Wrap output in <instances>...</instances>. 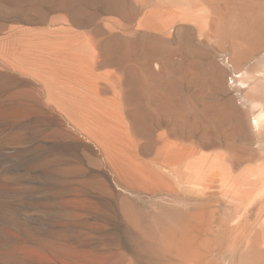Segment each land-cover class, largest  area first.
<instances>
[{"label":"rangeland","instance_id":"1","mask_svg":"<svg viewBox=\"0 0 264 264\" xmlns=\"http://www.w3.org/2000/svg\"><path fill=\"white\" fill-rule=\"evenodd\" d=\"M159 2L0 0V264H264V111L224 131L225 42L156 31Z\"/></svg>","mask_w":264,"mask_h":264},{"label":"bare ground","instance_id":"2","mask_svg":"<svg viewBox=\"0 0 264 264\" xmlns=\"http://www.w3.org/2000/svg\"><path fill=\"white\" fill-rule=\"evenodd\" d=\"M205 1H206V9H198V7L192 6L191 4L187 3L186 0H160V2H159L160 6H157V9H159L158 11L164 12V11H161V9L167 10V11H170L171 14L169 15V18L167 19L168 20L167 22H166V20L165 21L163 20L164 22H166L165 23L166 25L162 24V28L160 30H159V28L156 27L157 28L156 31H161L162 33H165V32L168 33L171 37H174L177 40H179V42H180L179 44L181 46H184V47H188L187 44H188V39L190 38L189 36L193 35L197 31L198 32L204 31L205 32L204 35L206 36L207 40H209L211 37H216L217 39H221L222 41L225 42L224 44H226V54L229 56L228 60L231 63L232 71L229 72V70L225 68V65L223 64L224 60L222 59L223 58L222 57L221 58L222 61L220 62L221 64H217V73H215L214 76L212 77V85H213L212 88H214L216 91L222 93L224 96H228V103H226V105L217 103V104L213 105L215 112L213 109H211V110H213L214 116L216 117L217 121L220 122V124L224 125V124H227V122H229L226 129L224 130L225 132L228 131L229 133H235V134L241 135V136L248 135L249 138H250V136L253 137L257 132H261V127L263 126L261 123L260 116L262 115L261 113L264 111V55H263L264 54V0H205ZM131 7H134L133 2H131ZM140 8H141V6H140ZM213 8H216L220 11L217 12V10L213 9ZM153 12H152V14H154ZM207 12H208V15L206 14ZM159 14H162V13H159ZM194 14H196L198 17L200 15H203L204 17L207 16L209 27L207 29L204 28L205 30H203L201 27V23L194 16ZM149 15H151V14H149ZM204 17H203V19H205ZM155 19L156 18L151 15V16H148L147 21L150 23H154ZM156 20H155V22H156ZM158 21H160V20H158ZM142 22H143V19H142ZM141 32H143V31H141ZM147 32H149V31H147ZM157 34H158V32H157ZM138 35L142 38L141 40H143V38H145L146 34L144 33V34H138ZM163 38H165V37H163ZM224 47H225V45H224ZM131 53H133V52H131ZM140 54H141V52H140ZM155 54L156 53H153V52L147 54V56L145 57L146 59L144 61L146 63V66H151V65L153 66V64L155 63L154 61H159L161 64H163V61L167 60V59L164 60V56L158 57V55H155ZM254 57H256L257 59L252 63L251 59ZM134 59H138V57H136L134 55ZM226 64L228 65L229 63H226ZM227 65H226V67H227ZM244 65L247 66L244 69V73L239 74L242 66H244ZM136 67H138V66H136ZM147 68L149 69L150 67H147ZM161 68H162V66H161ZM152 70H153V68H152ZM162 70H164V69H162ZM162 70H160V71H162ZM149 72H151V70ZM155 72H157V71L155 70ZM159 73L161 74V72H159ZM164 73L166 74V72H164ZM153 75H155V73ZM228 75H232V77L230 78V79H232L231 85H227V83L225 81V77ZM158 76L159 75H157V77ZM209 94H212V93H209ZM203 97H205V96H203ZM127 99H129V98H127ZM125 101H126V99H125ZM238 102H240V105L238 104ZM243 108H246L247 110H257L258 114L257 115L252 114V117L250 119H247L240 113L243 110ZM240 109H242V110L240 111ZM133 112L135 113L134 110H133ZM139 113H137V115ZM135 116L133 117V115H132L133 118H131V120L135 124L132 123L133 124L132 125L131 121L130 120L129 121H130V124L132 127V131L138 135L141 133V131H143V127H142L143 124L140 123L141 121L139 120L141 117L137 118ZM128 119H130V118H128ZM141 124H142V126H141ZM114 125L116 126V128L120 132H122V130L125 131V126L122 124V121H120L119 123H114ZM104 128H106V127H104ZM104 128H103V130H101L102 132L104 131ZM123 135L127 136L126 133H124ZM167 158L168 157H166L165 159H167ZM186 158H188V157H186ZM175 161H177V160H175ZM168 163L171 164V162H169V161H168ZM119 164L121 165L122 170L127 172V166L125 165V163L122 162V164H121L119 162ZM164 164H166V163H164ZM232 165H234V164H232ZM132 170H134V169H132ZM139 174H142V172H140ZM200 190L204 191L201 188H200ZM253 229H254V227H253ZM181 234H183V233L181 232ZM75 238H76V236H75ZM193 238H195V236H193ZM176 239L178 241V238H176ZM183 243L185 245L187 244L186 241ZM184 251H185V249H184ZM192 262H194V261H192Z\"/></svg>","mask_w":264,"mask_h":264}]
</instances>
